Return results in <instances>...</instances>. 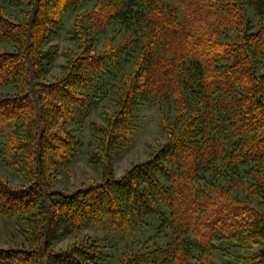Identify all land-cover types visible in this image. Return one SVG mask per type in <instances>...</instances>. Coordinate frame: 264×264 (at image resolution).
<instances>
[{
	"label": "trees",
	"instance_id": "trees-1",
	"mask_svg": "<svg viewBox=\"0 0 264 264\" xmlns=\"http://www.w3.org/2000/svg\"><path fill=\"white\" fill-rule=\"evenodd\" d=\"M71 12L77 50L46 80ZM263 66L264 0H0V162L21 179L0 173L15 233L0 264H101L100 240L80 234L100 224L130 238L118 264H264ZM105 98L87 148L101 181L54 189L81 147L75 111ZM141 105L166 107L165 141L117 177Z\"/></svg>",
	"mask_w": 264,
	"mask_h": 264
},
{
	"label": "rangeland",
	"instance_id": "rangeland-1",
	"mask_svg": "<svg viewBox=\"0 0 264 264\" xmlns=\"http://www.w3.org/2000/svg\"><path fill=\"white\" fill-rule=\"evenodd\" d=\"M81 11L78 10V12ZM11 12L14 16H17V11ZM75 15L76 12H71V14L62 18V26L58 36L47 44V47L54 49L55 56L45 68L44 77L46 80L53 81L56 78H60L63 73V67L68 60V53L77 50V45L72 40V26ZM102 45L103 39H100L96 48L100 49ZM112 83L113 81L110 77L104 76L103 79L100 78L99 86L102 84L106 85L107 92ZM103 89L105 90V86ZM107 102H109L107 98L101 99L94 107H82L75 111L68 128L75 138L78 139L81 147L75 161L54 182V189L72 191L82 184H88L91 180L101 181V172L93 168L88 162L87 148L93 133L91 124H104V116L107 112L104 104ZM162 113H167L166 107L141 105L136 109L132 130L127 136L126 142L116 146L112 153L111 164L117 177L121 176L131 165L146 160L155 149L164 143L165 136L161 125ZM2 139L0 134V150ZM0 173L6 175L12 185H17L21 180L14 170L7 168L1 162ZM10 233L15 234L13 221L2 218L0 215V244L2 246L9 243L8 236ZM80 234L93 235L100 240L103 246V254L106 256L105 262L101 264H118L120 253L124 249L126 241H130V238H126L123 234L106 232L102 224L85 227ZM149 235L150 233L146 230L138 229L133 232L132 239L140 240L147 238ZM15 241L21 242V239L16 236ZM70 242H72L70 237H62L54 245V249H63Z\"/></svg>",
	"mask_w": 264,
	"mask_h": 264
}]
</instances>
